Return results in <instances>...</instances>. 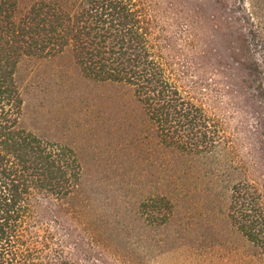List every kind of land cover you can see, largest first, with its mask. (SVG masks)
<instances>
[{
    "label": "rangeland",
    "instance_id": "rangeland-1",
    "mask_svg": "<svg viewBox=\"0 0 264 264\" xmlns=\"http://www.w3.org/2000/svg\"><path fill=\"white\" fill-rule=\"evenodd\" d=\"M155 1L176 36L174 52L188 55L200 80L187 90L219 122L215 150L164 146L128 86L84 76L68 51L19 64L24 124L75 151L81 199L108 235L98 264H264L227 217L233 183L249 180L264 197V95L241 64L258 60L263 81L264 0ZM159 196L169 213L141 208Z\"/></svg>",
    "mask_w": 264,
    "mask_h": 264
},
{
    "label": "trees",
    "instance_id": "trees-1",
    "mask_svg": "<svg viewBox=\"0 0 264 264\" xmlns=\"http://www.w3.org/2000/svg\"><path fill=\"white\" fill-rule=\"evenodd\" d=\"M175 38L155 0H0V264H98L109 248L90 199H81L75 151L24 124L19 64L68 51L84 76L128 86L164 146L212 152L222 140L219 122L187 90L200 80L188 55L174 52ZM243 61L249 84L264 95L259 61ZM229 191L230 224L264 253L262 192L245 179ZM141 206L171 211L164 196Z\"/></svg>",
    "mask_w": 264,
    "mask_h": 264
}]
</instances>
